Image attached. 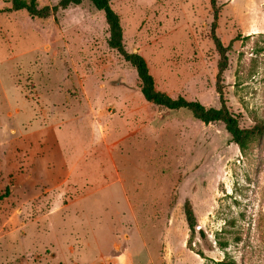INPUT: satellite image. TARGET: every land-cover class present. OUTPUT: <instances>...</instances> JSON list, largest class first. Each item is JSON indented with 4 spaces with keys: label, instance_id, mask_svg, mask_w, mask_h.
I'll use <instances>...</instances> for the list:
<instances>
[{
    "label": "rangeland",
    "instance_id": "obj_1",
    "mask_svg": "<svg viewBox=\"0 0 264 264\" xmlns=\"http://www.w3.org/2000/svg\"><path fill=\"white\" fill-rule=\"evenodd\" d=\"M217 6L218 37L236 40L225 96L241 126L252 127L264 121V0ZM10 7L0 0V93L20 90L33 108L0 113V194L12 191L0 201V264H264V135L242 151L223 123L147 102L91 3L47 19ZM112 8L126 50L145 58L158 90L220 107L210 0H112ZM82 86L99 91L94 111ZM48 100L63 117L66 155L81 158L64 188L27 179L31 150L18 154L17 139H35L31 122ZM187 199L203 235L189 231Z\"/></svg>",
    "mask_w": 264,
    "mask_h": 264
},
{
    "label": "trees",
    "instance_id": "obj_2",
    "mask_svg": "<svg viewBox=\"0 0 264 264\" xmlns=\"http://www.w3.org/2000/svg\"><path fill=\"white\" fill-rule=\"evenodd\" d=\"M218 0H210L213 10V23L211 26V37L214 42L216 51L220 60L218 63V73L216 82V91L219 95L220 107L207 108L197 101H188L184 97L172 98L167 93L157 89L154 76L151 74L149 66L145 58L137 51L128 52L124 45V33L120 16L112 8V0H61L55 7L39 8L37 0H9L11 7L5 12H21L25 11L33 18L47 19L56 14L59 9H67L70 6H79L84 2L91 3L96 10L102 11L106 20L109 31V47L116 51L123 61L136 70L137 76L141 82V93L145 100L156 106L163 107L168 110H188L193 117L205 124L221 122L225 125L227 132L230 134L232 142L236 144L240 150L245 151L254 141L260 139L264 135V121H257L252 127L244 128L241 126L240 116L234 114L229 106L225 96V74L229 68V53L233 40L229 45H225L217 35V21L219 18ZM12 194L11 187L7 186L3 195L0 194V201L8 198ZM184 214L189 231L195 236L199 230L198 219L190 200H185ZM220 264H236L223 260Z\"/></svg>",
    "mask_w": 264,
    "mask_h": 264
},
{
    "label": "crops",
    "instance_id": "obj_3",
    "mask_svg": "<svg viewBox=\"0 0 264 264\" xmlns=\"http://www.w3.org/2000/svg\"><path fill=\"white\" fill-rule=\"evenodd\" d=\"M79 96L85 99L87 107L89 110L93 111L96 109L98 100L101 98L99 91H86L85 86H82V91L80 92ZM47 97L55 98L54 96H46L45 98ZM68 97H70V95H65V98L68 99ZM0 105V108L2 109L0 111L1 114H3V108H5V110L12 108L15 110L18 116L22 115V112H24L25 109L32 110L33 108L28 100V97L20 92V90H15L14 95L12 96L9 95L5 89L0 93ZM44 106H46L45 108L47 110L41 112L40 114L35 112L36 115L35 117L33 116V120L31 122V131L28 132L31 133L29 135H31V137H35V139L24 136L26 134L23 135L20 133L23 135V138H18L17 144L23 143V147L20 148L18 154L22 155L24 151H26V148L27 150L30 148L32 153L31 163L33 167H31L29 173L26 172V178L32 179V181H34L33 179L36 180L48 178V187H50V189H54L56 187L59 188V186L61 187L63 184L67 183V179L72 177L76 163L80 162L81 158L73 162V158H69V156L66 155L64 145L58 138L57 134V128L59 123L62 122L63 117L61 115H56L54 110H51L52 107H55V104L52 101L48 100L44 102ZM66 123H68V121ZM19 129L17 130L20 131ZM63 178L64 181H61ZM19 179L21 181V179H25V176L24 178L20 176ZM33 185L36 184L33 183L32 186ZM62 187L64 188V186ZM39 195H42V189H40V192L37 194V196ZM10 196H12V194ZM9 197L1 201L9 199ZM21 224L24 225V223Z\"/></svg>",
    "mask_w": 264,
    "mask_h": 264
}]
</instances>
